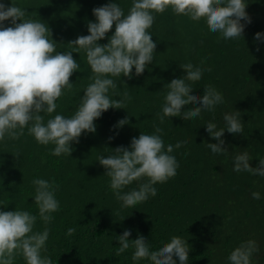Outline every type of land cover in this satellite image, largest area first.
Listing matches in <instances>:
<instances>
[{
	"label": "trees",
	"instance_id": "16d2710c",
	"mask_svg": "<svg viewBox=\"0 0 264 264\" xmlns=\"http://www.w3.org/2000/svg\"><path fill=\"white\" fill-rule=\"evenodd\" d=\"M3 2L7 6L13 2L27 10L32 19L47 24L57 52L73 51L80 65L70 78L73 87L64 90L56 101V112L45 115V123L57 114L70 118L93 73L85 69L86 53L76 52L68 44L90 34L87 25L96 22L93 9L118 3L127 15L132 0H0ZM246 3L252 22L241 21L245 25L243 37L235 39H223L219 33H212L204 20L192 21L171 9L155 14L149 29L157 44L153 62L140 76L133 68L131 79L112 77L117 88L110 89L109 96L120 100L127 91L131 99L126 108L104 112L95 121V133H82L79 143L71 144V156L51 155L54 145L39 144L27 128L19 140L6 137L0 141V211H28L37 216L34 231L42 232L45 224L39 219L32 181L41 178L59 185L56 199L60 209L47 225L50 236L47 252L42 253L50 256L53 264H150L148 260L133 261L132 248L116 256L120 247L117 237L126 229L131 230L130 241L142 235L152 251L173 236L183 238L190 248L188 264H230L231 252L254 240L259 250L253 254L252 264H264V177L233 170L234 156L244 151L249 153L252 168L264 159V40H255L257 33H264V0ZM5 22V26H12L10 20ZM114 33L115 25L98 43L107 45ZM189 62L211 69L192 84V95L203 97L207 85L226 89L220 93L230 90L214 111H202L200 117L189 121L166 117L160 124L165 85L184 77L186 72L180 65ZM257 82H261L260 98L253 95ZM201 106L193 102L184 106L182 113ZM234 111L240 112L243 132H225L222 139L227 152L213 154L206 143L219 142L211 138L205 126L211 121L217 129L226 130L223 117ZM125 118L128 124L114 127ZM154 124L163 129L166 146L187 141L172 153L179 163L177 174L155 185V197L134 208H123L98 157L111 154L119 146L130 147L132 138L141 133L153 134ZM138 183L133 182L125 191ZM253 193H259L260 199H254ZM68 228L76 229L72 236L67 235ZM174 259L180 264L178 257ZM14 264L26 262L18 256Z\"/></svg>",
	"mask_w": 264,
	"mask_h": 264
},
{
	"label": "clouds",
	"instance_id": "9594fccd",
	"mask_svg": "<svg viewBox=\"0 0 264 264\" xmlns=\"http://www.w3.org/2000/svg\"><path fill=\"white\" fill-rule=\"evenodd\" d=\"M247 6L246 0H132L127 15L118 3L93 9L96 22L88 23L90 34L80 35L68 44L76 52L83 50L86 53L88 68L85 69L92 71V82L87 85L79 107L70 118L57 114L45 123V115L56 112V101L64 90L72 89L70 78L80 65L73 58V51H56L57 43L47 24L32 19L27 10L13 2L11 6L0 3V141L6 137L19 140L27 128L28 134L39 144L54 145L51 155L71 156V144L79 143L82 133H95V121L104 112L110 108H126L131 99L127 91L120 100L109 96V90L117 88L112 77L122 75L131 79L133 68L140 76L153 62L157 44L149 29L155 22V14L171 9L177 16H187L196 22L204 20L207 28L212 33H219L223 39H235L243 37L245 25L241 21L252 22L246 12ZM9 20L12 26H5V21ZM113 25L115 33L108 44L100 45L98 41L106 37ZM255 40H264V33H257ZM180 67L186 75L165 85V102L162 113L158 114L160 124L166 117H182L189 121L200 117L202 111H214L230 90L220 93L226 89L216 90L207 85L203 97L192 95V84L202 79L204 71L211 69L194 66L191 62ZM260 84L257 82L253 93L256 98L261 97ZM193 102L202 106L182 113L184 106ZM223 119L226 130L217 129L211 121L205 126L211 138L219 142L206 143L213 154L227 152L222 139L225 132L237 135L243 132L239 111L225 114ZM128 123L127 118L121 119L114 127L122 128ZM153 127V134L141 133L138 138L133 137L130 147L119 146L111 150V154L98 157L99 164L106 169L105 176L110 178V188L123 208H134L149 197H155V185L165 183L177 174L179 163L172 153L187 141L166 146L162 139L163 129L155 124ZM18 156L19 153L15 157ZM233 170L264 177V159L252 168L249 153L244 151L234 156ZM133 182H139L137 187L125 191ZM32 184L39 219L45 228L42 232L34 231L37 216L28 211H0V264H14L18 256H22L26 264H53L51 257L42 253L47 252L50 236L47 225L54 219L52 214L60 209L56 199L59 185L54 180L50 183L41 178L34 179ZM253 198L260 199V194L253 193ZM75 231V228H68L67 235L72 236ZM131 235V230L126 229L117 237L120 247L116 256L132 248L133 261L176 264L174 257H178L180 264H188L190 248L183 238L173 236L170 242L152 251L145 237L141 235L130 241ZM258 250L256 241L248 240L233 250L228 260L230 264H252L253 254Z\"/></svg>",
	"mask_w": 264,
	"mask_h": 264
}]
</instances>
